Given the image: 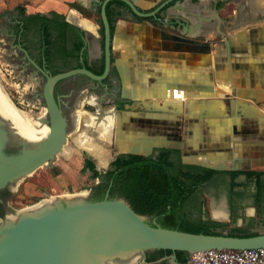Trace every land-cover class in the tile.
I'll list each match as a JSON object with an SVG mask.
<instances>
[{"label":"crops","instance_id":"crops-1","mask_svg":"<svg viewBox=\"0 0 264 264\" xmlns=\"http://www.w3.org/2000/svg\"><path fill=\"white\" fill-rule=\"evenodd\" d=\"M44 1L83 2L87 14L81 16L63 5L46 12L75 13L96 32L101 0ZM130 1L150 14L165 2ZM160 11L185 19L192 41L163 39L162 30L172 31L158 23L159 13L143 18L122 0L107 4L115 26V96L111 89L97 94L91 84L87 101L95 110L86 123L91 131H107V143L122 156L132 150L154 159L166 153L180 171H212L221 183L197 188L202 221L224 224V234H262L264 189L253 173L264 174V0H174ZM114 99L133 103L117 108ZM92 148L98 155L100 148L94 143ZM147 264L191 263L172 253Z\"/></svg>","mask_w":264,"mask_h":264},{"label":"water","instance_id":"water-1","mask_svg":"<svg viewBox=\"0 0 264 264\" xmlns=\"http://www.w3.org/2000/svg\"><path fill=\"white\" fill-rule=\"evenodd\" d=\"M110 1L104 0L101 6L105 30L103 73L75 69L49 77L44 84L46 107L51 115V129L47 135L32 136L18 127L0 103V187L8 181L17 186L39 167L51 163L63 150L68 133L64 116L52 94L54 85L77 74L97 82L109 75L113 64V40L106 6ZM122 1L143 18L159 13L158 23L172 31L162 30L163 39L192 41L185 19L180 15L169 18L161 14L160 10L174 0H165L155 14L141 13L130 0ZM75 25L82 27L78 22ZM222 37L226 38L224 34ZM228 41L226 38L225 42ZM124 102L133 103L124 100L115 105L118 108ZM8 144L19 145L20 153L3 155L1 150ZM133 151L130 153L134 154ZM41 201L23 210L10 207L14 213L0 226V264H130L131 261L147 264L146 253L150 250L185 251L193 255L207 250L264 248V233L240 237L190 233L151 225L146 216L136 213L125 199L88 201L77 195Z\"/></svg>","mask_w":264,"mask_h":264},{"label":"flooded vegetation","instance_id":"flooded-vegetation-1","mask_svg":"<svg viewBox=\"0 0 264 264\" xmlns=\"http://www.w3.org/2000/svg\"><path fill=\"white\" fill-rule=\"evenodd\" d=\"M103 1L104 0H101L96 4V6L100 8V12L98 11L100 18L94 19L97 24L95 33L81 23L82 27L76 26V22L71 20L68 14L61 15L63 19L56 17L55 14L58 13L54 11L28 14L17 9L13 14H10L8 18H4L3 24H0V35L6 38V47L8 49L6 56L7 60L15 66L20 75V80L30 84L28 91L25 93L24 100L30 104L32 108H40L42 114L37 118L42 119V122L47 126L48 131L51 129V115L46 107V98L44 95V84L46 80L54 75L75 69L85 68L96 74L101 70L102 72L100 74H102L104 71L105 30L101 17V6ZM76 3L82 8H85L83 2L76 1ZM36 14H40V16L49 19V44L45 43L42 28L43 22L34 19ZM108 20L111 26L112 40H114L115 26L112 20ZM61 21H64L71 26V28L66 29L65 32H63V35L62 30L58 25ZM78 44H81V46L77 50ZM114 80L115 72L113 71V68H111L106 79L100 82L94 81L84 75L77 74L59 81L54 85L52 94L66 122L68 133L66 143L70 134L78 132L79 130L80 120L78 119H80L81 112H84V115L86 116H90V113L95 110H93V107L87 101L89 93L93 91L91 84H95L94 92L97 94L101 95L106 89H111L110 94L115 96L114 87L116 83ZM116 101L117 100L114 99V105L116 104ZM83 125L87 130V133H85V135H79L76 138V142L78 139L85 136L92 138V131L88 124L85 123ZM90 145L91 146L85 148L76 143L77 150H75V154L81 156L79 173L84 174L86 179H89L91 183L93 180L94 183L87 186L83 192H77L72 195L63 194L58 197L81 195L88 201L103 200L105 198L124 199L117 193L111 195L113 180L108 175L110 171H113L116 168L112 163L122 155L117 154L107 167L102 165V167L99 168L95 161L99 156L90 152L89 148L93 147L91 141ZM20 151L21 147L19 145L8 144L2 148L1 153L10 156L16 155L20 153ZM58 154L51 163L42 165L46 166L56 175H59V172L53 166V162L56 160ZM129 156L138 155L129 154L124 157L128 158ZM92 163L95 164V169L91 167ZM170 170L174 174H178L180 171L178 165H172ZM220 181L221 179L212 176L200 185L214 188L217 184L221 183ZM16 187L17 186L11 181H8L4 186L0 187V226L8 220L11 214L14 213L10 208V202ZM197 188L185 201L181 209V213H183L187 219L194 222L204 220V205L197 192ZM50 200L52 199L43 201ZM144 216H146V221L149 224L161 225L158 222L157 215Z\"/></svg>","mask_w":264,"mask_h":264},{"label":"trees","instance_id":"trees-1","mask_svg":"<svg viewBox=\"0 0 264 264\" xmlns=\"http://www.w3.org/2000/svg\"><path fill=\"white\" fill-rule=\"evenodd\" d=\"M19 9L24 12L23 8ZM55 15L63 19L61 15ZM34 19L43 22L45 43L49 44V19L40 16V14H36ZM58 25L62 30V35L66 29L71 28L64 21H61ZM80 46L81 44L77 45V50ZM101 72L102 70L98 71L97 74ZM112 164L116 168L108 174L113 180L111 195L117 193L120 197L126 199L136 213L148 216L157 215L161 226L169 229L190 233L224 234L222 232L224 224L212 220L194 222L181 213L185 201L200 184L212 177V171L202 173L179 171L178 174H174L170 170L173 164L166 153H162L156 159L142 156H129L128 158L120 156ZM91 167L95 169V164L92 163ZM253 175L256 176L257 186L262 191L264 189V174L253 173ZM226 234L240 237L252 235L245 232ZM172 253H175L178 261L182 263L189 261V253L185 251L173 252L163 249L147 251L145 260L146 262H154Z\"/></svg>","mask_w":264,"mask_h":264},{"label":"rangeland","instance_id":"rangeland-1","mask_svg":"<svg viewBox=\"0 0 264 264\" xmlns=\"http://www.w3.org/2000/svg\"><path fill=\"white\" fill-rule=\"evenodd\" d=\"M63 5L69 8H76L80 16L87 12L76 2H59L56 4L53 1L46 2L44 0H0V24H3L4 18H8L15 10L23 8L25 13L46 12L50 7ZM49 6V7H48ZM8 49L6 47V38L0 35V86L11 100V102L21 111L25 112L31 118L39 117L42 113L40 108H32L30 104L25 102L24 96L28 91L30 84L20 80L15 66L7 60ZM79 130L70 134L67 143L63 150L58 154L53 166L58 170L59 175L51 172L46 166L39 167L31 175L26 176L16 187L10 206L16 210L28 208L41 200H49L63 194H74L83 192V190L93 184L89 179H86L84 174L79 173L81 166V156L75 154L77 150L76 143L85 148L89 147L87 136L78 139L79 135H85L87 130L84 125L90 116L84 115L81 112L79 117ZM97 131L92 130L93 143L100 148L97 156L96 164L99 168L107 167L110 160L117 155V150L114 145L108 144L97 138ZM81 141V142H80ZM84 142V143H83ZM83 143V145H81ZM91 146V145H90ZM92 148V147H91ZM89 148L93 152V148ZM103 149V150H101ZM93 154V153H92ZM96 155V153L94 152ZM102 154V156H101ZM264 231V230H263ZM140 260V259H139ZM137 264V263H136Z\"/></svg>","mask_w":264,"mask_h":264},{"label":"bare ground","instance_id":"bare-ground-1","mask_svg":"<svg viewBox=\"0 0 264 264\" xmlns=\"http://www.w3.org/2000/svg\"><path fill=\"white\" fill-rule=\"evenodd\" d=\"M70 19L83 24L86 27H91L92 25L86 21L85 19H81L78 17L75 13H71L69 15ZM0 103L6 113V115L21 129L26 131L27 133L31 134L32 136L36 137H44L48 133V128L45 126L42 122V119H36V118H31L30 116H27V114L20 109H18L12 102L11 100L7 97L5 92L0 86ZM100 140H103L107 142L108 140V135L107 131H103L101 127L98 128L97 131ZM81 142V141H80ZM88 146H90V141H88ZM84 143V142H83ZM81 143V145H83ZM94 149V148H93ZM43 202H49V201H42ZM40 204V203H39ZM31 208V207H29ZM135 261H131L130 264H134Z\"/></svg>","mask_w":264,"mask_h":264},{"label":"built area","instance_id":"built-area-1","mask_svg":"<svg viewBox=\"0 0 264 264\" xmlns=\"http://www.w3.org/2000/svg\"><path fill=\"white\" fill-rule=\"evenodd\" d=\"M191 264H264V248L207 250L190 256Z\"/></svg>","mask_w":264,"mask_h":264}]
</instances>
